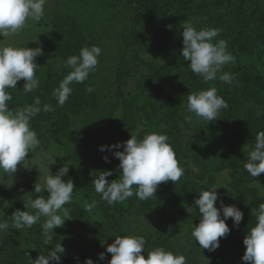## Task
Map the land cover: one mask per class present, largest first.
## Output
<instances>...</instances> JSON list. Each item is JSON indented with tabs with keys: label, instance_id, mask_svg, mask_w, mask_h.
I'll return each mask as SVG.
<instances>
[{
	"label": "rangeland",
	"instance_id": "1",
	"mask_svg": "<svg viewBox=\"0 0 264 264\" xmlns=\"http://www.w3.org/2000/svg\"><path fill=\"white\" fill-rule=\"evenodd\" d=\"M100 2L104 7L94 10L93 7H99ZM163 2L166 6L163 9L169 11L168 18L172 21L174 13L180 8V1ZM85 3L88 7H83ZM127 5L128 0H48L41 21L37 23L29 20L28 27L6 41L14 47L26 44L28 48L44 47L42 51L46 55L52 32L61 27L71 37V44L76 51L72 55H79L80 49L85 46L96 45L101 48L98 65L86 79L91 82L94 91L87 94L85 106L75 108V113L70 114V121L74 124H71L69 131L77 129L81 135L65 136L59 132V125H56V132L45 131L39 135L33 124L34 129H31L37 133L39 147L26 156L24 165H17L11 185L7 182L0 184V222H3L17 209L29 210L24 208L29 197L47 198V191L35 193L34 185H43L48 163L55 160L48 166L52 175L63 166L68 167L67 174L61 179H71L74 184L72 202L64 205V208L69 209L71 219L65 220L62 227L53 229V244L59 242L65 249L60 264H84L86 258H91L94 264H108L111 254L106 252V247L116 235L143 236L147 241L149 233L167 227L175 240L180 232L182 237H186L185 231L189 226L198 224H191L190 214L194 212L196 199L194 192L199 197L198 192L218 187L215 191L225 206L230 205L227 200L230 195H240L246 201L264 199V173L252 177L243 168L255 144L256 134L264 131V47L253 54L241 50L233 53L227 49L234 57V62L224 65L223 72L234 75L231 84L218 78L205 82L195 74L199 81L196 82L194 73L182 77L181 72L173 68L175 62L172 55L177 52V47L163 42L161 34L156 33L151 23L129 25L124 22ZM57 8L58 11L75 9L83 17L71 19L73 27L68 24L69 19L63 17L54 25L51 16ZM70 12L78 15L74 11ZM96 18H103L104 33L93 23ZM36 37L37 40L33 41ZM216 39L219 41L218 37ZM42 56L35 60L39 69L45 65ZM66 59L53 60V69H57ZM244 67L252 69L254 74L245 72ZM163 73L164 77H161ZM152 76L156 82L161 81L165 89L154 95L142 92L149 99L148 108L156 106L160 111L166 105L167 95H170L177 100L186 118L187 124L179 125L181 152L177 158L184 172L175 184L170 180L160 183L154 197L143 201L137 199L123 221L114 214L102 211L101 204L105 201L95 192L92 180L98 172L111 170L109 162L113 163L116 159L114 151H123L121 147L101 152V145L126 141L130 134L137 132L138 126L142 129L137 133L138 139L147 133L162 134L159 130L163 125L153 118L150 120L145 117L143 111L139 110V87ZM210 87L217 89V94L227 102L228 107L221 109L216 119L206 122L187 111V96ZM126 102H132L137 117L124 119ZM61 108L64 111L68 106H59ZM100 130L110 132L107 138L103 137L105 142L101 144L97 134ZM104 156L108 157V162L102 159ZM4 179L7 181L9 177L5 175ZM106 179L109 181V177ZM5 188H23L24 193L17 199H10L2 195ZM182 193L186 194L184 200H173L171 195ZM93 200L97 202L95 209L91 213L86 212L83 203ZM44 219L42 217L30 228H9L7 232L0 233V264H13L14 256L22 253L31 264V260H35L38 255L52 250V245L45 246L43 243L41 224ZM229 229L226 238L219 239V247L215 251L199 248L193 261L188 264H207L204 258L209 264H248L241 259L245 249L241 245L243 235L233 232V227ZM191 243L194 245L192 239ZM144 247L142 255L147 258V253L155 247L150 249L147 243ZM239 248H243L242 253ZM102 252L105 253L103 261L98 258ZM50 264L54 262L50 261Z\"/></svg>",
	"mask_w": 264,
	"mask_h": 264
},
{
	"label": "clouds",
	"instance_id": "2",
	"mask_svg": "<svg viewBox=\"0 0 264 264\" xmlns=\"http://www.w3.org/2000/svg\"><path fill=\"white\" fill-rule=\"evenodd\" d=\"M48 0H0V184L13 183L12 176L17 171V165H24L26 156L37 149L40 141L37 133L31 129V120L41 111L45 113L54 111L50 104H43L39 97L34 98L32 104L10 109L9 101L12 99L7 89H17V82L24 81L22 91L33 92L39 87V79L35 72L38 66L35 62L38 56L43 55L42 48L14 47L6 41L17 35L22 29L28 27V21L39 22L45 16ZM182 31L181 55L189 61L187 69L203 78L205 82L217 78L231 84L235 79L231 73L223 72L224 65L234 62V57L227 51V41L221 39L213 42L219 35V29L197 30L192 22L184 24ZM38 36V35H37ZM37 37L35 38L36 41ZM101 48L96 45L82 47L79 55L69 56L61 62L60 67H68L71 71L60 81L59 87L53 90V97L59 106L68 100L73 82L83 83L88 79L98 65ZM151 57V56H150ZM152 58V57H151ZM219 74V75H218ZM92 92V87L86 88ZM228 107L227 102L217 94L215 87L207 90L190 93L187 96V111L204 119L206 122L216 119L221 109ZM260 113H258L259 115ZM83 127V126H82ZM142 130L139 126L137 132L130 134V138L114 145H101L99 150L112 151L123 148V151H114L113 155L119 160L120 175L109 182L106 177L112 176V170L98 172L93 178L95 192L108 205L124 202L135 195L143 201L154 197L160 183L172 181L174 184L183 175V168L178 164L171 145L167 142V134L147 133L142 139L137 138V133ZM102 159L108 162V157ZM46 160V158H45ZM44 176L43 185L35 183V193L47 191L48 195L29 197L24 208L29 210H15L10 217L0 222V233L7 232L9 228L20 230L30 228L44 217L41 224L43 243L52 245L51 251L40 254L31 264H60L61 254L65 249L61 243L53 244V229L62 227L69 218V209L64 205L72 202L74 184L71 179L62 180L68 172V167H61L55 175L49 170ZM244 170L252 177L264 173V131L255 136V144L248 153ZM7 175L9 179L5 181ZM133 185L136 186L135 192ZM223 187V186H219ZM212 187L209 190L198 192L199 197L194 200L198 207L200 221L192 225L191 235L197 241L200 249L215 251L219 247V239L226 238L230 229L226 221L231 218L233 224L238 226L243 219V213L235 205L225 206L222 202L218 209L215 205L219 196ZM225 188V187H224ZM226 189V188H225ZM97 202L85 201L83 208L86 212H93ZM256 223L251 227L243 239L245 246L241 259L248 264H264V203L253 210ZM144 218V215H143ZM145 219V218H144ZM170 231V230H169ZM145 238L143 236L116 235L111 244L106 247V252L111 254L108 264H188L183 253L174 254L164 248H155L145 252ZM203 257V256H202ZM103 261L105 253L98 254ZM204 258V257H203ZM2 259V257H0ZM209 264V261L204 258ZM84 264H94L91 258H86Z\"/></svg>",
	"mask_w": 264,
	"mask_h": 264
},
{
	"label": "trees",
	"instance_id": "3",
	"mask_svg": "<svg viewBox=\"0 0 264 264\" xmlns=\"http://www.w3.org/2000/svg\"><path fill=\"white\" fill-rule=\"evenodd\" d=\"M98 1V0H97ZM180 8L174 13L173 20L169 21L168 15L169 11L164 10L165 3L163 0H128L127 11L124 14V22L129 25L138 23L139 25L145 23H151L152 27L157 34H161L162 41L169 43V46L177 47V52L172 55L173 68L181 72L183 77L185 74H190V70L187 69L189 61L183 59L181 55L182 44V31L183 25L192 22L197 30L200 29H219V35L217 36L219 40L223 39L227 41V49L236 53L241 50L248 54L257 53L258 49L264 47V0H179ZM76 3V2H75ZM165 6V7H164ZM60 7V6H59ZM83 7H88L87 3ZM104 7V4L100 2L99 7L94 6L93 9L98 11ZM65 10L58 11V8L52 14V22L56 25L60 18L69 19L68 24L73 27L71 19L74 17H83L75 9L64 8ZM70 11L78 13V15L72 14ZM169 13V14H168ZM101 14L102 13L101 11ZM106 15V14H105ZM105 17V16H104ZM103 17V18H104ZM103 18L94 19L93 23L98 26L102 33L105 32L103 29L105 24L102 22ZM71 37L69 33L63 30V28L55 29L50 38V43L48 53L43 54L41 59H45V65L42 68H37L35 75L39 79V87L33 92L24 93L22 87L24 84L23 80L17 82V89H7L11 94L12 99L8 102L9 107L12 110L16 108H22L33 103L34 98L39 97L41 100V107L43 104H50L54 111L45 113L41 111L37 114L30 122L35 125V131L42 135L45 131L54 133L56 132V125H59V132L65 136H75L81 135L77 129L74 131H69V127L74 122L70 121L71 115L75 113V108L82 107L86 105L87 94L90 92L86 91V88L92 87L91 82L84 81L83 83L73 82L70 87L72 92L65 102L64 105L68 106L67 110L62 111L59 109L56 99L53 97L52 93L55 88L59 87L60 81L71 71L68 67H57L53 69L51 62L55 60L56 62L60 59H66L72 54L76 53L71 44ZM218 40L214 38V43ZM44 48V47H41ZM247 55V54H246ZM239 58V57H238ZM237 58V59H238ZM40 60V58H39ZM248 74H254L252 69L243 68ZM165 73V72H164ZM164 73L161 77H164ZM155 76V75H154ZM154 76L146 79L142 85L139 87L138 97H141L139 110L143 111L145 117L150 120L153 118L157 123L162 124L163 127L160 128L159 132L162 134H167L168 143L174 150L176 159L181 152V144L179 141V125L181 123H186V118L183 116L182 109L177 105V100L173 99L170 95H167L165 107L158 111L156 106L153 109H149V99L142 92L148 93L149 95H154L158 91L165 89V85L160 81L159 83L155 81ZM195 80L197 81V76L194 74ZM261 77V75H258ZM256 79V78H255ZM93 88V87H92ZM132 102H126L127 111L125 112V118L137 117L135 113L136 108L131 106ZM162 105V104H161ZM133 108V110L129 109ZM99 133V134H98ZM98 136H100V144L104 143L106 138L109 136L110 132L108 130L97 131ZM119 160L116 158L114 162H109V166L113 172L112 176H109V182L115 180L120 175V169L118 167ZM136 186L133 185V191L135 192ZM24 193L23 188H5L2 190V195L9 197L10 199H17L21 197ZM186 194L171 195L173 200L182 201L184 200ZM197 197V193L194 192ZM178 198H175L177 197ZM137 197L133 195L124 202H117L113 205H108L105 201L102 205V211L105 213H111L116 215L118 219L125 221L127 217V212L131 208ZM230 205H235L243 213V219L238 226L233 224L231 218H229L226 223L228 227H233L236 233L242 234L243 237L247 235L248 230L253 227L256 223V218L253 210L258 208L260 203H264V199H254L252 201L244 200L240 195H230L227 199ZM221 201L218 199L216 202V207L219 209ZM194 212L190 215L192 217V223H199L200 216L198 207L193 206ZM159 230V231H158ZM158 231V232H157ZM192 226L185 231L186 237H182L181 232L174 239L168 231L167 227H160L156 230V233H149L147 245L150 249L164 248L166 251H170L174 254L183 253L188 262L193 261L195 253L199 249V244L194 241L192 235ZM191 239L194 241L191 243ZM243 248V242L241 243ZM238 250L242 253V249ZM214 256V255H213ZM223 255L221 254L220 257ZM13 264H30L28 258L21 255H15Z\"/></svg>",
	"mask_w": 264,
	"mask_h": 264
}]
</instances>
